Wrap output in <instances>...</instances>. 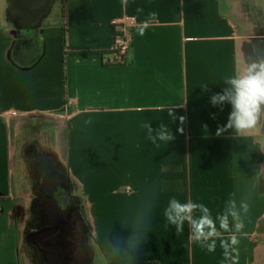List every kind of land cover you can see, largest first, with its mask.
<instances>
[{"label": "crops", "instance_id": "0c3cea01", "mask_svg": "<svg viewBox=\"0 0 264 264\" xmlns=\"http://www.w3.org/2000/svg\"><path fill=\"white\" fill-rule=\"evenodd\" d=\"M231 2L74 0L66 28L48 37L42 63L27 71L9 57L0 0V189L12 181L20 122L54 117L59 134L66 133L58 152L67 154L74 180L100 210L96 247L108 264H231L220 238L232 232L221 231L210 252L206 242L189 241L187 222L177 235L164 215L175 197L205 204L214 218L229 200L238 208L246 200V224L264 217L257 182L264 158L250 132L216 135L231 105L211 103L243 63L237 40L242 21ZM124 14L134 16L135 27L133 47L121 62L113 51V21ZM143 21L149 27L141 36L136 26ZM161 124L175 139L153 143L145 125L158 137ZM246 239L245 233L239 264L253 251Z\"/></svg>", "mask_w": 264, "mask_h": 264}, {"label": "flooded vegetation", "instance_id": "af4514ba", "mask_svg": "<svg viewBox=\"0 0 264 264\" xmlns=\"http://www.w3.org/2000/svg\"><path fill=\"white\" fill-rule=\"evenodd\" d=\"M231 1L253 30L241 41L245 57L252 53V45L258 46V55H264V7L257 0ZM73 4L74 0H1L11 36L10 59L22 67L41 59L48 37L61 25L66 28ZM48 126L52 125L43 115L23 119L17 133L21 141L10 160L22 190L12 213L24 228V254L32 264H94L95 240L86 202L69 168L62 167L59 152L43 145Z\"/></svg>", "mask_w": 264, "mask_h": 264}, {"label": "clouds", "instance_id": "9594fccd", "mask_svg": "<svg viewBox=\"0 0 264 264\" xmlns=\"http://www.w3.org/2000/svg\"><path fill=\"white\" fill-rule=\"evenodd\" d=\"M148 27L147 21H143L136 26V31L142 36ZM253 55L256 59L252 58ZM225 82L229 87L222 93L211 96L213 105H223L225 102L231 105L227 123L217 127L216 135L219 136L228 129H234L237 134L256 129L261 125L264 116V55H258L257 45H252V53L244 59L241 69L226 78ZM201 86L204 91L209 90L206 83ZM168 113L172 116L173 110L169 108ZM212 115L215 118V114ZM145 126L153 143H156L157 138L166 142L175 139L174 133L163 124L160 125L158 137L151 135L150 125ZM249 208L246 200L240 202L239 208L235 200H229L226 210L214 218L205 204L192 200L181 202L180 199L173 197L168 201L164 215L169 224L176 226L177 235L184 232L187 222L190 226L189 241L193 244L206 242L204 246L210 252L216 250V238L220 237L221 231L232 232L227 238H220V248L223 250L225 260L231 264H239L241 238L245 235L244 230L247 227L244 217L249 213ZM196 211H199V216L194 215Z\"/></svg>", "mask_w": 264, "mask_h": 264}, {"label": "rangeland", "instance_id": "374dc122", "mask_svg": "<svg viewBox=\"0 0 264 264\" xmlns=\"http://www.w3.org/2000/svg\"><path fill=\"white\" fill-rule=\"evenodd\" d=\"M260 1L262 2L261 4L262 7H264V1L263 0ZM234 13L236 14L235 16L239 17V19L242 21V25L240 26V30L237 36L238 42H241L244 39L249 38L250 35L253 33L252 32L253 30L250 29L251 28L250 25L245 24L246 20L244 18H242L238 13L236 12ZM239 46H240L239 49L243 62L244 59L246 58L245 52H244V48L241 46V43ZM43 119L47 120L52 125L45 128V132L43 136V145L46 144L47 146H49L50 150L58 153L59 144L65 146L66 143L65 130L63 133L59 134L56 128L57 125L54 126L55 123L54 117H47L43 115ZM249 132L253 136L252 140L256 141L257 143L256 144L257 148L252 147V149L255 148L257 153L258 152L260 153V158H264V116H262L261 125H258L256 129ZM20 141L21 139L16 134L13 140V146L15 144L18 146ZM58 154L60 156L59 159L62 164V167L63 168L68 167L69 171L71 172L67 160V154L60 152ZM252 168H256V166L253 165ZM261 169H262L261 170L262 174L260 175L259 178L260 180H257V182H259V186L261 187V193L262 195H264V167ZM254 170L255 169H253L252 172H254ZM14 173L15 170L13 166L12 174H10L12 180L10 181L11 184L7 185L8 187L5 186V189H0V194L3 196V198L0 199V264H32L31 258L29 257V255L26 258L24 254L25 252L23 250V247L25 245L24 237H23L24 228L21 225L20 219L14 218L12 213L14 205L17 200V196L22 192L19 186L18 174L15 176ZM253 177L254 175L251 174L252 179ZM1 181L2 179L0 178V184H2ZM76 183L77 186H79L80 188L79 190L84 197V200L86 202V213L90 216V220H91V228L95 240L94 264H108V262L105 261V259L103 258L101 251L98 249V247H96L97 246L96 241L98 242V238H97L98 233L100 234L101 233L100 230H102L103 228V225L101 224L100 210L99 208H96V206L93 205V202L89 200L88 195L85 193L83 189L82 183L78 181H76ZM263 218H259V220L255 222H250L246 224L247 227L245 228L244 231L246 233L248 251H250L249 247L253 249V251L247 254V259L245 262L246 264H260L261 259L264 258V219ZM100 226L101 228L99 229ZM95 227H98L97 228L99 230L98 232L95 230ZM248 243H250L252 247Z\"/></svg>", "mask_w": 264, "mask_h": 264}, {"label": "built area", "instance_id": "2783aa9c", "mask_svg": "<svg viewBox=\"0 0 264 264\" xmlns=\"http://www.w3.org/2000/svg\"><path fill=\"white\" fill-rule=\"evenodd\" d=\"M135 18L130 14L119 15L113 21V51L119 61H124L134 43Z\"/></svg>", "mask_w": 264, "mask_h": 264}, {"label": "water", "instance_id": "95a60500", "mask_svg": "<svg viewBox=\"0 0 264 264\" xmlns=\"http://www.w3.org/2000/svg\"><path fill=\"white\" fill-rule=\"evenodd\" d=\"M49 1V0H48ZM44 13V12H43ZM45 57V54L43 55V57L41 59H39L35 64H33L32 66L30 67H22V66H19L18 64H16L15 62H13V64H15L17 67L21 68V69H24V70H27V71H31L32 69H34L35 67H37V65L41 64L43 59Z\"/></svg>", "mask_w": 264, "mask_h": 264}, {"label": "trees", "instance_id": "16d2710c", "mask_svg": "<svg viewBox=\"0 0 264 264\" xmlns=\"http://www.w3.org/2000/svg\"><path fill=\"white\" fill-rule=\"evenodd\" d=\"M101 53L102 54L108 53V50H102Z\"/></svg>", "mask_w": 264, "mask_h": 264}]
</instances>
